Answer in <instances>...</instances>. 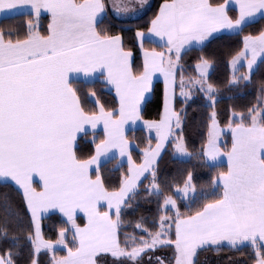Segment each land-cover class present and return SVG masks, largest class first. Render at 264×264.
Segmentation results:
<instances>
[{
  "label": "snow or ice",
  "instance_id": "obj_1",
  "mask_svg": "<svg viewBox=\"0 0 264 264\" xmlns=\"http://www.w3.org/2000/svg\"><path fill=\"white\" fill-rule=\"evenodd\" d=\"M151 10L0 0V264H264V0Z\"/></svg>",
  "mask_w": 264,
  "mask_h": 264
},
{
  "label": "trees",
  "instance_id": "obj_2",
  "mask_svg": "<svg viewBox=\"0 0 264 264\" xmlns=\"http://www.w3.org/2000/svg\"><path fill=\"white\" fill-rule=\"evenodd\" d=\"M162 2V0H154L152 4V10L147 13L146 16H144L143 21H138L139 23L146 22L148 18L152 15V12L156 11L158 8V5ZM5 22H10V23H16L18 22L16 19H11L7 20ZM47 25V20L41 19V27L46 28ZM188 59V58H186ZM227 76V69L224 67L223 64L219 65L217 68V71L213 75L212 79L213 81L222 84L223 81L225 80ZM160 91H162V84L160 85ZM221 92L223 94V102L218 106L220 110H223L225 107V104H232V103H237V104H245L249 102L254 95V91L252 89H249L247 93H245V99L243 100H238V101H231L228 99L229 96H232L233 93L228 92L227 88H221ZM251 93V94H249ZM105 99H108V96L105 95ZM196 103H192L191 107L188 109V135L190 140L194 141L195 147L198 148L200 144V135L199 133L203 131V128L201 127L202 119L204 117L205 109L201 107L202 101L200 100L199 95L195 97ZM157 105H158V98H153V100L150 102L146 109L145 116L146 118H155L156 117V112H157ZM137 136H141L142 132L138 129L136 132ZM196 162L193 161L192 164H195ZM114 165L112 163H109L107 165L108 169H112ZM176 165L173 164L170 161L169 157H165L163 161H161L160 164V170L162 174H167L169 179H171V176L176 174ZM191 167V165H189ZM197 175L200 177L199 182L204 183L205 182V173H203L201 170H197ZM114 178V177H113ZM4 191V189L0 188V192ZM13 196H15V193H12ZM18 199V197H17ZM144 208H147L149 206L144 205ZM225 256L228 254L225 253ZM215 259V258H213Z\"/></svg>",
  "mask_w": 264,
  "mask_h": 264
},
{
  "label": "rangeland",
  "instance_id": "obj_3",
  "mask_svg": "<svg viewBox=\"0 0 264 264\" xmlns=\"http://www.w3.org/2000/svg\"><path fill=\"white\" fill-rule=\"evenodd\" d=\"M154 0H149V4L152 6Z\"/></svg>",
  "mask_w": 264,
  "mask_h": 264
},
{
  "label": "crops",
  "instance_id": "obj_4",
  "mask_svg": "<svg viewBox=\"0 0 264 264\" xmlns=\"http://www.w3.org/2000/svg\"><path fill=\"white\" fill-rule=\"evenodd\" d=\"M0 19H2V18H0ZM229 146H230V144H229Z\"/></svg>",
  "mask_w": 264,
  "mask_h": 264
}]
</instances>
